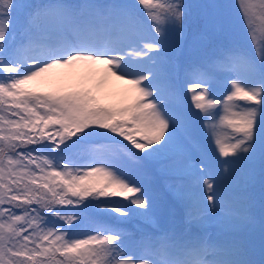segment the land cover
<instances>
[{
    "label": "snow or ice",
    "instance_id": "6c2138e0",
    "mask_svg": "<svg viewBox=\"0 0 264 264\" xmlns=\"http://www.w3.org/2000/svg\"><path fill=\"white\" fill-rule=\"evenodd\" d=\"M192 7L185 0H0V264H264V0H236L238 23L229 4L201 6L212 10L199 16L193 35L203 58L180 66L168 54L169 35L186 38ZM77 67L87 75L73 90H34L54 70ZM221 77L226 87L217 96ZM112 78L129 87L105 104L100 93ZM185 92L197 113L183 110ZM95 139L109 143L84 151ZM174 144L176 162L162 174L191 176L199 192L167 185L184 218L165 228L168 209L134 170ZM256 161L259 259L235 235L257 223L247 194ZM216 166L237 184L231 205ZM133 221L153 231L122 227ZM210 221L228 234L209 236Z\"/></svg>",
    "mask_w": 264,
    "mask_h": 264
},
{
    "label": "rangeland",
    "instance_id": "374dc122",
    "mask_svg": "<svg viewBox=\"0 0 264 264\" xmlns=\"http://www.w3.org/2000/svg\"><path fill=\"white\" fill-rule=\"evenodd\" d=\"M206 4H229V5H231V7L228 9V12H229L231 18L233 19V21L235 23L239 22L238 21V10H237L236 4H233L230 0H221L220 2L218 0H202L200 5L203 6ZM201 8L204 9V13H208V12L212 11L211 9H205L203 7H201ZM13 19L17 20V17H14ZM191 24L194 25V22H192ZM199 27H200V21H199ZM192 28H193V26H192ZM199 32H200V29H199L198 33ZM191 36H192V40L190 43V48L188 46V48L186 50V54H187L186 61L189 58H191L193 61H200L202 59L201 58L202 55L200 56V50H199V52H197L194 55V53H195L194 50L196 49V47L200 48V45H199V43L194 42L193 35H191ZM219 43H222V41ZM245 46H247L246 43H245ZM212 50L213 49H209V52H211ZM190 62H188V63H190ZM86 75H87L86 70L83 67H77L75 69H57V70H54L53 74L46 76L45 81L49 83L48 80H50L52 83L58 84L60 82V79L64 78L65 76H69L72 79L76 78V79H79L82 81L86 77ZM181 75H182V72H181ZM98 78H99V75H97L93 80L89 81L88 86L91 87L92 84L95 82V79H98ZM128 87L129 86L126 85L124 82L117 81V80H115V78H112L111 81L105 86L103 91L100 93V95L105 97L104 99H102L101 102L107 104V103H110L114 100L119 101V99L124 94H126L125 89H127ZM225 87H226L225 82H224L223 78L221 77L217 82L216 89H215V95L221 96L224 93ZM182 108H183V110L191 112L192 114L197 113L198 110H196L194 108V105H192V102L190 99V93L185 92L183 100H182ZM193 120L196 124V127L198 126L199 129L201 130V135L197 136V137L199 139L204 140L207 144V141L204 138L203 130L200 128L199 122L195 121V115H193ZM207 148L209 151L211 150L210 145H208ZM172 150L177 151V147L175 144L169 149V153ZM122 164L126 168L131 167L130 163L127 161L126 158L122 161ZM167 165H171V164L167 163ZM163 168H164V166H163ZM221 169H222V166L214 167V173L213 174L216 175L217 177H219V171ZM146 170H147L146 167L139 168L138 170H134V174L139 181H141V178H142L143 174L146 172ZM167 182H168V184H170L169 183L170 181H167ZM146 186L149 187V184H146ZM196 192H197V194L199 192V189L197 188V186H196ZM258 200H260V197H258ZM225 203H226V205H230L227 201H225ZM177 209H180V208H177ZM172 210H173L172 208H169L168 214L163 215V217H162L163 222H164L163 226H166V227H170L173 225L177 226L180 222L181 223L183 222V218H184L183 214L182 215H176L175 209L173 211ZM177 211H179L181 214L180 210H177ZM253 215L256 217V220H257L255 227L250 228V229H246L243 232L253 233L254 236H260V226H259L260 217H257L255 215V213H253ZM215 222L216 221H210L209 222L208 228H207V233L209 232L210 236H212L214 238H219V234L222 231L220 227H222V226H219V227L216 226L215 227ZM209 226H212L211 230H209V228H210ZM253 234H251V236H253Z\"/></svg>",
    "mask_w": 264,
    "mask_h": 264
},
{
    "label": "trees",
    "instance_id": "16d2710c",
    "mask_svg": "<svg viewBox=\"0 0 264 264\" xmlns=\"http://www.w3.org/2000/svg\"><path fill=\"white\" fill-rule=\"evenodd\" d=\"M219 2L221 0H218ZM233 4H236V0H230ZM21 3H25V4H40V3H45L47 2V0H20ZM201 2L202 0H185L186 4L192 5V20L191 23L194 22V25H192L191 23H189V21H185V25H186V38L185 39H181L180 38V34L178 32H173L169 35V49H168V54L169 56H172L175 58V62L179 65L180 62L182 61L183 57L186 54V50L189 46L190 48V43L192 40V36L194 34H199L198 31L200 29L199 27V16L202 15L204 13V9L201 8ZM16 17V14H13V18ZM14 22L16 23L17 20L13 19ZM193 26V28H192ZM219 43V42H218ZM247 47V46H245ZM200 50V56L202 55L201 58H203L204 53L202 52L201 48H197L194 50L195 53L194 55L199 52ZM48 82L44 81L34 85L33 88L35 91L37 92H41V93H47V92H55V91H59V90H65V91H71L73 90L74 87H76L77 85H79L81 83V80L76 79V78H71L69 76H65L64 78L60 79V82L58 84H54L52 83L50 80H48ZM126 94H124L119 101L125 96ZM118 100H114L108 104H114L119 102ZM103 131V130H100ZM116 139H122L120 137H116ZM109 142L103 140V139H95V141L91 144H87L84 146V151H88L91 149H95V148H100L102 145H107ZM125 144H128L127 141H124ZM129 148H131V150L133 152H137L139 155H142L138 152V150L132 148L131 145H128ZM174 151V150H173ZM171 151V152H173ZM176 153V152H175ZM171 159V155L169 153V151L167 153L162 154L161 156H159L158 158H156V160L148 163L147 165L149 166L150 169H154L155 165H157V163L159 161H168ZM173 159V158H172ZM157 162V163H156ZM255 169H256V178L255 180L251 183L252 185L248 188L250 190H254L257 189L261 186L260 184V178H259V161H256L255 163ZM189 176L186 177L185 179H179L180 181H186L187 184H189V180H188ZM173 179V178H172ZM180 181L177 182V185L181 186L182 188H184L189 194H194L193 190H191L192 188L187 187V186H183L182 184H180ZM258 186V187H257ZM254 187V188H253ZM256 187V188H255ZM162 188V186H161ZM190 188V189H189ZM226 193H228V190H226ZM167 197L166 199H170L176 203H179L180 205H182L177 199H175V197L173 195H168L166 194ZM122 227H124L125 229L129 230V231H137L138 229H140L139 227L135 226V224L129 223V224H125Z\"/></svg>",
    "mask_w": 264,
    "mask_h": 264
}]
</instances>
